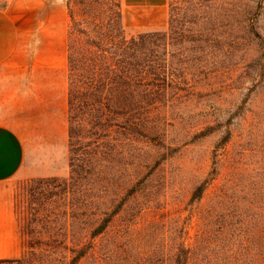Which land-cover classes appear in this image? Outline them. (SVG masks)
<instances>
[{"label":"rangeland","instance_id":"1","mask_svg":"<svg viewBox=\"0 0 264 264\" xmlns=\"http://www.w3.org/2000/svg\"><path fill=\"white\" fill-rule=\"evenodd\" d=\"M168 2L166 27L148 30L149 20L141 28L124 23V0H66L70 39L77 29L90 31L96 19L112 18L115 3L122 21L113 23L114 33L122 27L129 36L167 32L171 76L181 87L156 119L165 147L143 138L135 158L113 163L119 187L169 155L96 245L101 253L114 250L103 264H174L180 247L188 264H264V0ZM27 153L28 177L0 185V240L6 232L28 245L20 234L28 223L23 196L39 181L69 180L70 166L68 146L39 151L29 144ZM54 170L62 175L34 177ZM201 185L202 196L193 198Z\"/></svg>","mask_w":264,"mask_h":264},{"label":"trees","instance_id":"2","mask_svg":"<svg viewBox=\"0 0 264 264\" xmlns=\"http://www.w3.org/2000/svg\"><path fill=\"white\" fill-rule=\"evenodd\" d=\"M115 5L107 22L99 18L90 31L71 33L70 178L30 185L23 196L24 213H28L26 231L20 233L28 236V245L25 239L21 242L24 256L0 258V264H82L89 257L103 264L114 250L101 253L96 240L169 156L156 157L153 165H144L148 173L142 178L137 180L140 173L135 171L129 182L117 187L113 163L135 158L139 140L165 147L156 119L167 114L169 95H176L181 87L171 76L167 32L129 36L122 27L114 33L113 23L122 21L121 5ZM43 183L50 189H42ZM204 189L199 186L193 198L199 199ZM174 264H188L181 247Z\"/></svg>","mask_w":264,"mask_h":264},{"label":"crops","instance_id":"3","mask_svg":"<svg viewBox=\"0 0 264 264\" xmlns=\"http://www.w3.org/2000/svg\"><path fill=\"white\" fill-rule=\"evenodd\" d=\"M124 3L125 24L141 28L144 19L154 25L148 30L166 27L168 0ZM145 7V17L133 13ZM69 53L66 0H0V185L28 177L29 144L39 151L69 149ZM3 236L0 258L24 256L19 236Z\"/></svg>","mask_w":264,"mask_h":264}]
</instances>
